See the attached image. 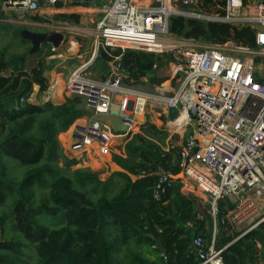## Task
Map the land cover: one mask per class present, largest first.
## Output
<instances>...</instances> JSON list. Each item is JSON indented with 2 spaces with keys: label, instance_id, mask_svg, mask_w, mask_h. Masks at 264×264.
Instances as JSON below:
<instances>
[{
  "label": "trees",
  "instance_id": "1",
  "mask_svg": "<svg viewBox=\"0 0 264 264\" xmlns=\"http://www.w3.org/2000/svg\"><path fill=\"white\" fill-rule=\"evenodd\" d=\"M204 2L221 12L216 5L224 0ZM53 16L73 23L81 19L75 12ZM167 26L177 36L204 42L229 39L256 49L254 27L249 25L173 15ZM17 27L18 34L22 25ZM25 54L0 45V264H25L31 251L34 264H197L191 238L199 234L205 243L210 239V218L201 200L181 191L177 177L157 200L151 195L156 166L178 174L180 146L165 142L166 130L145 120L125 140L122 154H110L118 169L102 180L98 171L70 168L78 159L63 154L56 135L65 131L64 136L86 109H76L77 100L66 97L57 103L28 100L33 85L39 94L49 83L45 58L28 56L26 63ZM114 56L125 71L126 84L142 83L140 77L153 85L166 79L152 68L155 54L127 47L98 48L89 67L103 78ZM99 151L95 148L93 155L104 160L106 154ZM13 164L22 167L19 176L11 173ZM35 189L44 190L37 206L32 205ZM239 231L229 224L217 225L213 242L224 246L223 263L264 264V219Z\"/></svg>",
  "mask_w": 264,
  "mask_h": 264
},
{
  "label": "built area",
  "instance_id": "2",
  "mask_svg": "<svg viewBox=\"0 0 264 264\" xmlns=\"http://www.w3.org/2000/svg\"><path fill=\"white\" fill-rule=\"evenodd\" d=\"M41 1L50 5L74 1L100 9L91 32L93 50L69 73L62 88L65 95L83 94L90 111L87 118L73 124L69 149L87 153L91 151L87 145L94 143L100 152L106 150L113 131L93 117L97 112H113L126 130L135 124L132 114L143 112L146 104L163 107L160 124L166 123L181 137L179 172L172 175L156 166L151 195L157 200L176 177L180 189L188 184L195 188L210 218V239L205 243L201 235H194L190 249L197 264H224L220 256L224 246L216 247L213 242L217 225L229 224L242 234L264 219V0H253L248 12L243 0H224L217 4L221 12L214 13L199 10V0H149L141 5L132 0H0V8L32 12ZM173 15L254 27L256 49L227 39L224 45L209 43L183 52L180 47L186 44L168 31V18ZM115 47L155 54L153 69L169 63L170 78L177 75L176 87L168 82L148 92L126 84L118 56L108 63L103 78L87 76L85 69L97 49ZM167 51L184 66L168 62ZM256 56L260 58L255 60ZM168 107L176 109L177 115L180 110L185 112L180 132L171 125L176 117L172 121L165 117ZM159 255L164 258L162 252Z\"/></svg>",
  "mask_w": 264,
  "mask_h": 264
},
{
  "label": "rangeland",
  "instance_id": "3",
  "mask_svg": "<svg viewBox=\"0 0 264 264\" xmlns=\"http://www.w3.org/2000/svg\"><path fill=\"white\" fill-rule=\"evenodd\" d=\"M65 4L66 5L64 7L57 8V10H48L47 7H50V6H48V4L44 2H40L36 11L29 12L31 14H37L39 16V19H32L31 17H30L31 19H29L28 16H26L25 14H21L25 12H20L18 9L15 10V9H10V8H3V13L0 16V45L5 49V51H10V52L26 51V54H25L26 63H29L28 56L30 57L32 56L33 57L32 60H35L36 58H41V57L45 58L46 62L44 63V72L45 70L49 69L51 71H56V73L58 72L60 73L61 71H64L63 68L67 70V65H70L68 68L71 69L78 63V61L85 60V59L87 60L93 50V46L91 42V37H92L91 32L94 26V22L99 15V11L94 6H89L87 4L86 5L84 4L85 8L81 10V15H82L81 19L79 20L78 23H73L68 20H62V19H59L53 16V14L55 13L68 12V9H70V7L68 6L69 4L67 3ZM252 4H253V0L252 1L243 0V7L247 8L246 12L249 11L248 6ZM196 7H198V9L203 12L214 13L215 11L214 10L215 6H210L209 4L204 2V0H199ZM252 9L254 10V8ZM17 21H19L22 24H26L25 25L26 27L37 26V27H42L46 29L60 30L63 34V41L57 47H52L49 43L48 45L42 43L37 51L29 53L28 49H25L26 47L30 45L29 42L28 41L21 42L23 40L18 35L19 33L17 34V32H15L18 29L17 26H20L14 23ZM170 35H174L176 38H178V41L180 44L182 43L186 44L180 47L183 52L201 49L206 44H209V43H219L221 45L226 44V40L224 41L223 40L222 41L213 40L211 42H204L194 37H182V36H177L173 33L172 34L170 33ZM77 36L81 38L80 39L81 41L75 40V37ZM109 62H112V60H110ZM90 67L87 66V69H85V71L87 72V76L93 79H99L100 77L98 76V74L95 71L91 70ZM170 67L171 65L169 63H164V64H160L157 68L154 69L157 76L166 77L165 80L155 85L161 86L169 82L171 87L173 88L176 87L177 85L176 76L177 75L174 74V76L170 78V75H169V73H171ZM65 74L67 75V73ZM67 77L63 80L64 81L63 84H61L60 82V86L58 85V88H57L58 94L61 92L63 85L66 83ZM139 79L142 81V83H137V85H134V86H136L137 88L146 90L148 92L154 91V88H153L154 85L152 83H148L145 77H140ZM45 90L39 94H35L32 91L30 96L27 99L30 100L31 102H34V101L38 102L39 100L43 99V94L45 93ZM66 93L67 92H64V93L62 92L61 97H58L57 99L55 98L54 99L47 98V99L53 102H60L65 99ZM144 112H145V116H148V119L150 120L149 122H152L157 127H162L166 130L167 135L164 139L165 142L168 141L169 143L173 145H179V143L181 142L180 135L175 131L172 132L171 131L172 128H170V126H166L165 125L166 123L163 122V125L160 124V121H163L158 116V113L161 114V112H163V109H161L160 106H156V107L152 106L151 108V106L147 104L144 108ZM89 115H90V111L86 109V115H82V117L87 118ZM133 120L135 122L134 126H132L131 128H126L128 133L125 134L123 132L122 133L123 135H120V133L112 132L113 135H119V137L112 136V135L110 136L107 142L106 150L102 152L99 151L101 154H106V158L100 162L98 161L100 160L99 155H96V156L93 155L94 149L98 147L96 144L93 143V144L87 145L92 152L91 151H87V153L79 152V151L72 152V150L69 149L68 144H67V148H65L64 144H61V142L64 141L63 135L58 133L59 135L57 134L56 136L58 140L60 138L61 142L59 143L62 148L63 154H65L68 157L74 156L78 159V162H76L75 164H72L70 168H75V167L80 166V167H87L91 171H98L99 180H102L103 177H105L108 172L117 169L118 167L114 165L113 162L111 161L110 154L111 153L122 154L123 144L125 140H127L131 136V134L135 133L134 131H136V129L137 131L139 130V125L141 124L139 123V118L135 116L133 117ZM73 124L68 132L72 130ZM171 125L175 127L177 131L182 130L181 129L182 122L180 120L179 122L171 123ZM90 146H92V148ZM58 164H60V162ZM12 168L13 169L11 173L15 176H19V172L22 171V167L16 166V165L14 166L13 164ZM186 187L187 188L184 187V188H181L180 190L192 192L193 194H195V191H194L195 188H193L190 184H188ZM33 194L34 195L32 198V205L37 206L44 200L43 199L44 190L35 189L33 191ZM34 255L35 254L33 253V251L29 252L25 264H34L35 262Z\"/></svg>",
  "mask_w": 264,
  "mask_h": 264
},
{
  "label": "water",
  "instance_id": "4",
  "mask_svg": "<svg viewBox=\"0 0 264 264\" xmlns=\"http://www.w3.org/2000/svg\"><path fill=\"white\" fill-rule=\"evenodd\" d=\"M150 5L151 6L156 5V3H151ZM1 10L2 9L0 8V15H1ZM151 13L155 14L153 11H151ZM18 33L21 38L29 42L30 44L28 47L29 53L37 51L42 43H47V44L49 43L52 47H57L63 41V34L60 30L57 29H43V30L35 31L32 29H28L27 27H21ZM165 56L167 61L172 63L173 65L184 66V64L176 62V60L171 56L170 52L168 51L165 52ZM66 98L77 100L75 104L76 109H85L83 94L77 92H69L66 95ZM176 116H177L176 109L171 107L166 108L165 110L166 119L172 121ZM93 117L96 120L101 121L104 124L108 125L113 132L116 133L124 132L125 134L128 133V131L125 130V127L121 122V118L111 111L97 112L93 115ZM180 176H182V174ZM154 242L158 246V248H161V244L159 243V241L155 240Z\"/></svg>",
  "mask_w": 264,
  "mask_h": 264
},
{
  "label": "crops",
  "instance_id": "5",
  "mask_svg": "<svg viewBox=\"0 0 264 264\" xmlns=\"http://www.w3.org/2000/svg\"><path fill=\"white\" fill-rule=\"evenodd\" d=\"M41 2H43V1H41ZM57 2H60L61 3V5L60 6H58V7H56L55 6V4L57 3ZM55 4H52V5H50V4H48V6H50V7H47V9L48 10H57V8H61V7H64L66 4L65 3H67V4H69L68 6L70 7V9H68V12H75V13H78L79 15H80V18L82 17V15H81V10L82 9H84L85 7H84V4H73L72 2H74V1H72V2H68V1H57ZM47 4V3H46ZM86 5V4H85ZM96 8V7H95ZM2 13H3V9L1 10V15H2ZM21 14H25L26 16H28V18L29 19H31L30 17H31V13H29V12H25V13H21ZM0 15V16H1ZM14 23H20L19 21H17V22H14ZM20 24H22V23H20ZM86 60V59H85ZM85 60H81V61H78V63L73 67V68H68L70 65H67V70L65 69V68H63L64 69V71H61L60 73L58 72V73H56V71H51V70H49V69H47V70H45V72H44V74L46 75V77H47V79H48V83H49V85H48V87L46 88V90H45V93L43 94V99H41V100H45V97L46 96H48V98H50V99H57L58 97H61V95H62V90H61V92L58 94V90H57V88H58V85L60 86V82H61V84H63V80L68 76V74L73 70V69H75L77 66H79L80 64H82L83 62H85ZM90 65V64H89ZM88 65V66H89ZM87 69V68H86ZM65 73H67V75L65 74ZM68 78V77H67ZM62 86V85H61ZM64 86V85H63ZM36 90H37V85H33V92L36 94ZM34 94V95H35ZM59 95V96H58ZM36 96V95H35ZM147 105V104H146ZM145 105V106H146ZM148 105H150L151 106V108H152V105H153V103L152 102H150ZM154 107V106H153ZM162 109H163V107H161ZM156 113H158V112H156ZM161 114L163 115V112H161ZM161 114H159L158 116H159V118L161 119ZM137 117V118H139V123H142V122H144L145 120H148V121H150L149 119H148V116H145V112L143 111V112H137V113H134V114H132V118L133 117ZM164 116V115H163ZM83 119H85V117H82V116H80V117H77L76 119H75V121L76 122H78V121H82ZM75 123V122H74ZM132 126H134V125H132ZM131 126V127H132ZM136 131H137V129H136ZM136 131H134V132H136ZM63 132H65V131H61V133H59V134H63ZM58 134V135H59ZM120 135H123L122 133H120ZM112 136H118L119 137V135H112ZM58 139V138H57ZM59 142H61L60 141V138H59V140H58ZM69 142V141H68ZM61 144H63L62 142H61ZM86 154V153H85ZM98 160V159H97ZM99 162L100 161H102V160H98ZM114 164V163H113ZM118 169V168H117ZM183 188V187H182ZM181 191H183V190H181Z\"/></svg>",
  "mask_w": 264,
  "mask_h": 264
},
{
  "label": "bare ground",
  "instance_id": "6",
  "mask_svg": "<svg viewBox=\"0 0 264 264\" xmlns=\"http://www.w3.org/2000/svg\"><path fill=\"white\" fill-rule=\"evenodd\" d=\"M133 2H135L136 4H146L149 0H143V1H138V0H132ZM254 8V7H252ZM98 11L100 10L99 8H96ZM254 11H256V9L254 8ZM85 31V30H84ZM117 97V95H116ZM116 97L114 99V102L116 100ZM179 120L182 122V125L185 123V120H186V115H185V112L184 110H180V113L176 116V119L174 122L172 123H175V122H179ZM73 129V128H72ZM181 129H182V126H181ZM72 131V130H71ZM70 131V132H71ZM177 131V130H176ZM70 132L66 133L64 136H63V140L69 145V142H70ZM180 132V131H178ZM69 141V142H68ZM72 152H76V151H72Z\"/></svg>",
  "mask_w": 264,
  "mask_h": 264
},
{
  "label": "flooded vegetation",
  "instance_id": "7",
  "mask_svg": "<svg viewBox=\"0 0 264 264\" xmlns=\"http://www.w3.org/2000/svg\"><path fill=\"white\" fill-rule=\"evenodd\" d=\"M15 24H17V25H22V27H26V26H25L26 24H20V23H15ZM27 28H28V29H32V30H35V31H39V30L46 29V28L37 27V26H35V27L29 26V27H27ZM34 28H35V29H34Z\"/></svg>",
  "mask_w": 264,
  "mask_h": 264
}]
</instances>
